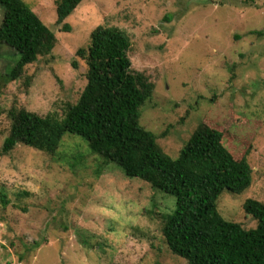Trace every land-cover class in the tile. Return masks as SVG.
Segmentation results:
<instances>
[{"label": "rangeland", "instance_id": "obj_1", "mask_svg": "<svg viewBox=\"0 0 264 264\" xmlns=\"http://www.w3.org/2000/svg\"><path fill=\"white\" fill-rule=\"evenodd\" d=\"M24 1L56 42L16 79H0V264H186L161 233L174 198L104 163L80 137L65 133L53 154L23 144L1 152L9 109L61 118L77 100L86 64L75 52L98 25L129 36L132 70L154 85L139 122L166 153L175 157L203 124L234 158L246 154L250 186L223 190L216 207L255 226L243 203H264V0H82L64 20L68 31L55 21V0ZM15 59L0 45V75Z\"/></svg>", "mask_w": 264, "mask_h": 264}, {"label": "trees", "instance_id": "obj_2", "mask_svg": "<svg viewBox=\"0 0 264 264\" xmlns=\"http://www.w3.org/2000/svg\"><path fill=\"white\" fill-rule=\"evenodd\" d=\"M82 0H55L56 23ZM0 45L17 59L0 75L7 83L24 67L48 55L55 45L53 31L24 0H0ZM64 23V24H63ZM131 41L116 26L98 25L75 56L86 64V83L61 118L39 115L25 108L9 109L8 133L1 152L23 144L55 153L65 133L84 140L104 163H115L127 177H137L174 198L171 213L163 216L162 237L169 250L186 264H264V203L247 198L243 210L255 226L243 227L217 210L223 190L238 194L252 181L246 154L236 159L222 143V133L199 125L175 157L158 144L156 135L139 122L140 107L150 99L153 82L133 71L128 57ZM77 67V60H72ZM5 204V195H1Z\"/></svg>", "mask_w": 264, "mask_h": 264}]
</instances>
